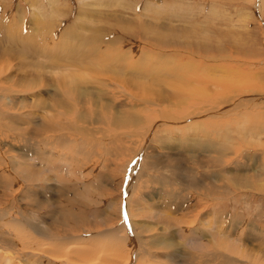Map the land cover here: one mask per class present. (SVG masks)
<instances>
[{
  "label": "rangeland",
  "instance_id": "1",
  "mask_svg": "<svg viewBox=\"0 0 264 264\" xmlns=\"http://www.w3.org/2000/svg\"><path fill=\"white\" fill-rule=\"evenodd\" d=\"M100 2L102 4L99 5L94 0H54L53 12L49 11L52 5L50 0H0V62L14 66L11 69L13 73H10L18 74L19 78H42L39 88L24 94L6 96L5 102L9 105L25 106L23 110H27L30 121L25 122L31 125L22 121H10L4 129L0 126V158L3 161L0 159V172L8 170L11 175H17L14 176L15 180L20 183V186H14L0 178V212L14 214L9 205L15 202L18 213L40 223L41 237L48 236L46 230L56 231L61 236H78L107 229L121 234L118 227L123 222L131 226V229H136L135 232L152 228L153 234L162 235L172 230V233L177 232L176 235H179L176 236L177 243L188 244L189 248L191 241L186 242L189 235L182 231L186 228L184 233H189L197 229L195 231L200 230L203 235H207L202 239L203 242L207 241L213 246H231L233 249L236 247L233 240L239 244L238 247L242 246V254L251 251L256 255L259 249L257 246L262 245L260 249H264V243L260 240L264 241V193L259 188L264 181V104L260 106L263 108L255 111V115L262 112L258 118L263 122L262 129L255 125L254 135V131L250 130H247L249 134L245 132L244 135H239L243 130H237V134L234 132L236 128L243 129L245 122L239 126L237 124L249 118L241 111L251 110L254 105L264 102L260 98L264 96V0ZM79 10L85 14H80ZM19 19L22 23H19ZM87 28L89 29L86 30ZM82 31L83 35L79 38ZM69 32L71 37H76L71 43L73 48L70 52L65 50V57L59 56L56 53L58 46L53 49L49 47L51 41L58 40ZM77 37L82 45L76 43ZM91 46H96V53L102 52L108 56L106 59L96 57L106 61L108 65L120 59L117 64L120 72V77L117 78L120 85L118 94L121 95L119 100L111 93L106 95L109 87L101 82L96 90L88 84L78 83V79L81 78V81L82 77L76 69L69 68L73 60L75 63L82 59L83 61H79L82 62L80 66L86 64L88 61L83 59V51ZM58 56L63 59H58ZM135 61L141 62L140 65L143 66L146 63L145 67L154 65L150 68L160 71L158 75L154 72L156 77L132 76L129 66ZM107 64L104 63L107 70L105 79L109 78ZM46 67L50 70H46ZM172 70L177 73L176 77L182 76L185 80L193 72L194 75L192 73L191 76L198 81L197 84L211 90L205 99L206 106H212L209 109L211 113L207 114H214L213 111L217 109L213 108L224 99L228 102L234 98L230 108L243 105L251 98L257 100V103L251 100L253 103L250 101V105L245 103L248 107H237L239 111L234 108L228 119L217 117L220 125L223 122L222 128L230 125L223 138V133L219 132L221 126L212 125L205 132H202L203 126L194 127L196 138L192 139L194 133L190 131L191 120L185 122L186 119L183 121L182 118L187 105L198 103L196 106L201 107L200 100L194 97L196 99L188 103L189 97L184 98L179 94L181 84L177 85L178 82L168 76L174 72ZM211 74L215 76L217 84L211 81ZM85 75L92 80L100 73L93 70ZM68 77L86 89L94 90L90 99L82 96L81 90L78 93L82 99L78 103L83 106L80 108L87 115L91 112L93 119H88L85 115L81 120H76L74 118L79 116L72 111L67 115L70 117L66 116L73 120L71 128L77 126L76 128L84 129L80 131L82 136L72 132L68 134L64 129L48 133L54 129L53 124L42 130L44 133L38 132L36 129H40L39 125L44 121H56L60 108L57 104L53 105L50 99L54 96L55 99L60 94L56 89L57 84L70 79ZM173 81L175 85H172ZM140 89L145 95H139ZM256 96L260 99H255ZM150 100L161 107H173L178 112L172 114L170 120L158 121L162 126L154 128L151 136L145 138L143 132L148 122L140 111L148 106ZM131 101L135 104L127 113H130L133 122L135 120L132 116L136 119L139 113L142 126L140 130L132 128L131 125L136 123L118 124L113 119L115 112H122L128 105L131 108ZM182 101L185 103H181ZM240 113L238 117L234 116ZM201 116L200 121L208 120L207 116L203 118L204 114ZM123 120L124 118L119 119L118 122ZM250 121L245 123V128L248 126L250 129L253 125ZM94 122L97 123L98 130L93 128ZM232 122L234 125L237 122L236 128L231 125ZM111 124L114 125L112 129L121 128L123 132L114 134L110 129L112 133H108L107 128ZM95 131L104 132L105 138L102 133L97 135ZM136 132L138 136H135ZM186 140L189 144L195 142L196 146H185ZM195 140H201L200 144L204 146L211 140L206 145L213 143V149L207 146L199 149ZM222 140L228 141L227 150L223 153L219 152L220 148L223 149ZM203 141L205 142L202 143ZM137 151L139 157L135 156ZM255 159L262 162H256ZM14 171L22 172L18 176ZM128 177H132V182L128 183ZM194 218L197 219L195 222L192 220ZM188 220L194 222L189 229V224L186 223ZM35 225L33 224L34 230ZM235 226L238 228L234 230ZM250 227L256 232L253 238L248 237L252 241L245 239L249 235L246 229ZM255 243L258 245L254 246ZM153 247L154 244H150L148 249L153 250ZM221 247L219 248L222 249ZM189 248L188 255L192 253ZM151 253L153 251L143 254L146 261L142 263L182 262L181 258H174L172 253L166 256L162 253L156 258ZM169 257L171 259H165ZM154 259L155 262L150 261ZM242 261L246 263L245 259Z\"/></svg>",
  "mask_w": 264,
  "mask_h": 264
},
{
  "label": "bare ground",
  "instance_id": "2",
  "mask_svg": "<svg viewBox=\"0 0 264 264\" xmlns=\"http://www.w3.org/2000/svg\"><path fill=\"white\" fill-rule=\"evenodd\" d=\"M82 1V0H81ZM94 1H97L100 4H102V2H100V0H94ZM102 1V0H101ZM54 0H50V3L52 4L51 5V8L49 11H53L55 8H54V4H53ZM81 3V2H80ZM97 3V4H98ZM84 6V5H83ZM86 7V6H85ZM82 9H85V8H82ZM87 9H85L86 11ZM80 11V10H79ZM90 11V10H88ZM54 12V11H53ZM57 12V11H55ZM91 12V11H90ZM80 14H85V12H83L82 10L79 12ZM14 17V16H13ZM20 21V22H19ZM19 23H22L21 20L19 19ZM18 25V24H17ZM41 26V24H40ZM89 28H87L86 30H88ZM83 31L81 32V35L79 36V38L83 35L82 34ZM86 33V32H84ZM75 34V33H74ZM71 32H69L67 35L66 34H63L58 40H55V41H51V44L49 47H51V49L55 48L56 46H58V52H56L59 56H64V53H65V50L70 52L73 48V44L71 45L72 41L73 40H76V37H71ZM79 38L77 37L78 39V44L82 45L81 42L79 41ZM69 44V45H68ZM99 44V43H98ZM97 44V45H98ZM96 47V46H95ZM94 46H91L90 48H87L85 49V51H83V54H84V58L85 60H87L88 62L86 64H83V66L79 63V61H83L82 59L81 60H78L75 61L74 63V60L72 61L73 63L71 64L70 62V65H69V68H74L76 69V71L79 72V75L82 77V80L80 81L81 78L78 79V83H83L85 85H90L92 88H94V90L97 89V87L100 85V82L105 86V87H109V91H107L106 95H108L109 93H111V95L119 100L121 98V95L118 94V90L120 89V85L119 83L117 82V78L120 77V72L117 68V64L118 62L120 61V59L118 61H114L115 63L112 62L111 65H108L106 63V61L104 60H100V59H96V57H103L102 59H106V56L105 54H98L96 53V50L94 49L95 48ZM99 47V46H97ZM99 51L98 48H96ZM106 49V48H105ZM16 51V50H15ZM55 53V54H56ZM107 53V52H106ZM98 54V55H97ZM134 54V53H133ZM111 55V54H110ZM136 55V54H135ZM134 55V56H135ZM58 56V59H63L61 57ZM65 57V56H64ZM77 57V56H76ZM75 57V58H76ZM108 57V56H107ZM113 58V57H112ZM53 59V58H52ZM56 59H54L55 61ZM76 60V59H75ZM112 60V59H110ZM114 60V59H113ZM57 61V60H56ZM62 61V60H61ZM95 61V62H94ZM141 61V60H140ZM58 62V61H57ZM67 63V62H66ZM104 63L108 65V69H109V78H104V77H107L106 76V68L104 67ZM141 63V62H140ZM139 61H135L133 62L130 66H129V72H130V75L132 76H137V77H144L145 75L148 76V77H156L155 75L157 74L158 75V72L160 70H155V68L151 69L150 67L154 66V65H151L150 67H145V65H140ZM142 64V63H141ZM45 65V64H44ZM43 65V67H44ZM97 65V66H96ZM12 67L14 66H11L10 64H5V63H2L0 62V126H2V128L4 129V127L8 124L10 121H15V122H18L20 123L21 121L22 122H25V121H28V116L29 114H26L28 112H26L27 110H23L25 108L24 105L22 106H12V105H9L7 102H5L6 100V96L10 95V94H24L25 92H29L31 90H34L36 88H39L40 84H41V81H42V78H19L18 77V74H12L13 71L11 70ZM58 67V66H57ZM47 69L46 70H50L48 69V67H46ZM52 68V67H51ZM72 68V69H73ZM149 68L151 69V71H149ZM14 69V68H13ZM65 69V68H64ZM42 70V69H41ZM46 70H42V71H46ZM93 70H96L99 71L100 75L96 78H92L89 79V77L87 75H85L86 73H89ZM206 70V69H205ZM12 71V73H10ZM38 71V70H37ZM67 71V70H66ZM149 71V73H148ZM163 71V70H162ZM174 72L172 73H169L168 76H170V79L171 78H174L173 80L174 81H177V85H179V83L181 84V88L179 89V94L183 95L184 98L185 97H189V101L188 103H190L193 99H196L194 97H198L199 99L197 100H200L199 102V105H201V107H197L196 105L198 103H195L194 104H189L187 105V108L184 110V115L183 118L180 117L183 119H186L185 122H187L188 120L190 122V125H191V129L190 131L194 133V137H192V139L196 138V133H195V129L194 127H200V126H203V129H202V132H205V131H208L211 129L212 125L214 126H221V125L218 123V121L220 122V119L217 121V117L218 116H222V118H229L230 116L229 113L234 109V110H238L242 109V106L243 107H248V105H250V101L252 100H248V102H244L243 105H240V106H236L234 108H230L229 106H231V103L234 101L232 98L231 101H228L227 102V99H224V101L219 102V104L216 105V107H214L213 109H217V111H213L214 114H207V112L211 113L209 109H212V106H206V95L211 91L210 89L206 88L205 87H200L198 84H197V80L195 78H193L191 76V73L190 75L188 74L187 75V78L188 79H184L182 78V76L180 77H176L177 73L175 72V70H172ZM39 72V71H38ZM41 72V71H40ZM39 72V73H40ZM95 72V71H94ZM156 74H155V73ZM165 72V71H164ZM163 72V73H164ZM215 72V71H214ZM46 73V72H44ZM66 73V72H65ZM145 73H148V74H145ZM42 74V73H41ZM67 74V73H66ZM202 74V73H200ZM73 75V74H71ZM94 75V74H93ZM160 75V74H159ZM194 75V73L192 74ZM205 75V74H204ZM70 76V74L68 75ZM75 76V75H74ZM178 76V75H177ZM197 76V75H196ZM32 77V76H31ZM63 77V76H62ZM65 77V76H64ZM67 77V75H66ZM72 77V76H71ZM71 77H68L70 79L68 80H63V82H58V86L56 87V89L58 88L60 94H58V96H56L55 99L51 98L50 101L53 103V105H58L59 106V111L57 112V119L55 122L53 123H49L48 121H44L43 119V123H41L39 125L40 129H36L38 132L40 131H44L48 128V125L52 126L53 124V128L54 129H51L49 132H59L61 131L62 129L66 130V132L68 134H71L74 133V134H78V135H81V130L84 131V129H81V128H76V127H72V124H73V120L71 121L69 118L67 117H70V116H67L69 115L70 111L74 112L75 114H77L79 117H76L74 119L76 120H81V118L83 116H87L88 119H93L91 117V112L87 115V113L82 110L80 107L83 108V106L81 104H79L78 102L81 101V97L78 95V93L80 92L81 90V93H82V96H84L85 98L87 99H90L91 96H93V91H90L92 90L91 89H86L84 86H82L81 84H78V83H75L73 82V80L71 79ZM79 77V76H77ZM185 77V76H184ZM195 77V76H194ZM210 77H215V76H212V74L210 75ZM75 78V77H74ZM211 79V81L215 84H217V82L215 81V78L214 79ZM206 79V78H205ZM208 80V79H207ZM75 81V80H74ZM174 81L172 82V85H175ZM118 83V84H117ZM129 83V82H128ZM213 83H211L213 85ZM157 84V83H156ZM162 84V83H161ZM202 84V83H201ZM206 84V83H205ZM129 85V84H128ZM127 85V86H128ZM42 86V85H41ZM115 86V87H113ZM130 87V86H128ZM173 87V86H172ZM213 88V87H211ZM221 88V87H220ZM214 89V88H213ZM216 89V88H215ZM214 89V90H215ZM218 89H219V85H218ZM129 90V89H128ZM143 90V89H142ZM141 91V89H140ZM144 91V90H143ZM56 92V91H55ZM140 93L139 95H145V92H138ZM244 93V92H243ZM136 94V93H135ZM148 94V93H146ZM210 94V93H209ZM246 94V92H245ZM244 94V95H245ZM247 95V94H246ZM245 95V96H246ZM174 96V95H173ZM2 97V98H1ZM49 97V96H48ZM180 97L177 96V99ZM4 98V99H3ZM208 98V97H207ZM222 98V97H221ZM256 98H259L258 96L255 97ZM260 98H262V100L264 101V96H260ZM259 98V99H260ZM151 99V98H150ZM212 99V98H211ZM49 100V99H48ZM174 100V99H173ZM180 100V99H179ZM179 100H175V101H179ZM182 100V99H181ZM180 100V101H181ZM210 100V99H209ZM207 100V101H209ZM254 100V98H253ZM252 100V101H253ZM251 101V103H253ZM255 101V100H254ZM257 101V100H256ZM255 101V102H256ZM49 102V101H48ZM139 102V101H138ZM142 102V101H141ZM173 102V101H172ZM184 101H182L181 103H183ZM202 102V103H201ZM140 103V102H139ZM137 103V104H139ZM159 103V102H158ZM181 103H178V105H182ZM185 103V102H184ZM208 103V102H207ZM213 103V102H212ZM216 103V102H215ZM247 103V104H245ZM257 103V102H256ZM131 108H129L130 106L128 105L127 108L123 109L122 112H115L114 113V116H113V119L115 120L116 123L120 124V123H136L135 125H131L133 126L132 128L133 129H136V130H140L142 129V126H141V116L139 115L138 113V116L137 118L135 119L134 116H132V119H134L135 121L133 122L130 117V113H127V111H129L130 109L133 108L134 106V101H131ZM143 104V103H142ZM186 104H187V101H186ZM261 104H264V102L262 103H258L256 105H254L255 107L251 108V110H247V111H241L242 114H245L247 115L249 118L248 120H252V124L250 129L249 127L246 126L248 120H242L243 122L242 123H238L237 122L239 121V117L238 119L236 118V124L239 126V124H243L244 122V126L242 125L243 129H237L236 128V124L234 125L233 122L231 125H233V127H235V132L237 134V130L239 131H242V133H240L239 135H244L245 132H247V130H250L251 132H253L255 129V125L258 126V127H261L262 123L260 120H258V118L260 117V113H257V115H255V111H258L259 109L263 108V107H260L262 106ZM140 105V104H139ZM235 105V104H234ZM138 106V105H137ZM175 106V105H174ZM183 106V105H182ZM221 106H223V109L221 108ZM225 106V107H224ZM253 106V105H252ZM264 106V105H263ZM239 108V109H236V108ZM85 108V107H84ZM176 108V107H175ZM179 111L182 113V109H180L181 107H179ZM221 109V110H220ZM244 109V108H243ZM23 110V111H22ZM245 110V109H244ZM177 110L174 109L173 107H168V106H164V107H161V106H158L154 103H152V101L150 100L148 102V106H146L145 108L142 109L141 114L144 115L146 117V120L148 122L147 126L145 127V130L143 132V134L145 133L144 137L147 138V136H151L152 132H153V129L156 127L157 128H160V124L158 123V121H161V120H166V119H169L171 118L172 119V114H175ZM189 111V112H187ZM137 112V110H136ZM178 112V111H177ZM235 112V111H234ZM112 113V112H111ZM189 113V114H188ZM206 113V114H205ZM240 114H236L234 116L238 117V115H241ZM264 113V112H263ZM73 114V113H72ZM104 114V113H103ZM102 114V115H103ZM177 114V113H176ZM203 118L205 116H207L206 119H208L207 121H200V116L203 115ZM232 114V113H231ZM235 114V113H234ZM101 115V114H100ZM109 115V114H108ZM107 115V116H108ZM188 115V116H187ZM42 116V115H41ZM40 116V117H41ZM67 116V117H66ZM105 116V114H104ZM176 116V115H175ZM179 116V115H178ZM177 116V117H178ZM208 116H210V118H208ZM232 118H233V115H231ZM30 117H32V115H30ZM45 117V116H44ZM73 118V116H71ZM98 117V116H97ZM109 117V116H108ZM111 117V115H110ZM176 117V119H178ZM202 117V116H201ZM49 118V117H48ZM52 118V117H50ZM101 118V117H100ZM107 118V117H106ZM112 118V117H111ZM124 120L122 122H118L119 119H123ZM175 118V117H173ZM242 118L244 119L245 117L242 116ZM31 119V118H30ZM34 119V118H33ZM53 119V118H52ZM101 119H105V118H101ZM205 119V118H204ZM234 119V118H233ZM97 120V119H96ZM106 120V119H105ZM112 120V119H111ZM113 120V121H114ZM170 120V119H169ZM168 120V121H169ZM235 120V119H234ZM91 122V120H89ZM108 121V120H107ZM110 121V119H109ZM108 121V122H109ZM179 120H177L178 122ZM30 122V121H28ZM93 122V121H92ZM162 122V121H161ZM160 122V123H161ZM166 122V121H165ZM184 122V123H185ZM199 122V123H198ZM202 122V123H201ZM226 122V121H225ZM231 122V120L229 121ZM228 122V123H229ZM240 122V121H239ZM27 125H29L27 122H25ZM31 123H33L31 121ZM37 123V122H36ZM40 123V122H39ZM78 123V122H77ZM198 123V124H197ZM201 123V124H200ZM227 123V122H226ZM76 124V122H75ZM96 122H94L92 125H94L93 128H98V126H96ZM100 124V123H99ZM110 124V123H109ZM164 124V123H163ZM187 124V123H186ZM249 124V123H248ZM31 125V124H30ZM29 125V126H30ZM33 125V124H32ZM88 125H91V123H88ZM91 125V126H92ZM101 125V124H100ZM112 125V124H111ZM122 125V124H121ZM166 125V124H165ZM240 125V126H241ZM28 126V128H29ZM34 126V125H33ZM32 126V127H33ZM36 126V125H35ZM50 126V127H51ZM79 126V125H78ZM114 125L112 126H108L109 129L107 128L108 130V133H112L110 131V129H112L111 127H113ZM230 126V125H229ZM229 126L227 127V125H225L224 128H222V126L220 127V134L223 133L222 135V138L224 136V132L226 130H228ZM237 126V127H238ZM10 127V126H9ZM38 127V126H36ZM35 127V128H36ZM170 127V126H169ZM114 128V127H113ZM116 128V126H115ZM175 128V127H174ZM240 128V127H239ZM257 128V127H256ZM2 129V130H3ZM20 129V128H19ZM32 129V128H31ZM92 130V128H90ZM101 129V128H100ZM99 129V130H100ZM118 129V128H116ZM132 129V130H133ZM177 129V128H176ZM175 129V130H176ZM260 129V128H259ZM262 129V127H261ZM15 130H17L15 128ZM24 130V129H22ZM20 130V131H22ZM98 130V129H97ZM122 129L120 128L119 130H114L112 129L113 133L114 134H118ZM124 130V129H123ZM174 130V131H175ZM178 130V129H177ZM234 130V128H233ZM233 130L232 133H233ZM4 131V130H3ZM19 131L18 134H20L21 132ZM42 131V132H43ZM131 131V130H130ZM155 131V130H154ZM180 131V130H178ZM177 131V132H178ZM188 131V130H187ZM261 131V130H260ZM16 132V131H15ZM23 132V131H22ZM123 132V131H121ZM125 132V131H124ZM132 132V131H131ZM140 132V131H139ZM249 132V131H248ZM247 132V133H248ZM44 133V132H43ZM95 133L98 134H101L103 135V137L105 138V133L104 132H99V131H95ZM104 133V134H103ZM137 134H135V136H138V132H136ZM156 133V132H155ZM257 133L259 134V132L257 131ZM3 134V133H2ZM12 134V133H11ZM17 134V133H16ZM94 134V133H92ZM107 134V133H106ZM127 134V133H126ZM142 134V135H143ZM249 134V133H248ZM252 134V133H250ZM256 134L255 131L252 135ZM54 135V134H53ZM52 135V136H53ZM65 136L67 134H64ZM100 135V136H101ZM113 135V134H112ZM123 135V134H122ZM133 135V134H131ZM187 135V134H186ZM205 135V134H204ZM207 135V134H206ZM40 136V135H39ZM50 136V135H49ZM127 137V136H126ZM190 137V136H189ZM255 137V136H254ZM259 137V136H258ZM191 138V137H190ZM232 138V136H231ZM246 138V136H245ZM133 139V138H132ZM189 139V138H188ZM237 139V138H236ZM250 139V138H249ZM82 140V139H81ZM80 140V141H81ZM141 140V139H140ZM191 140V139H190ZM203 140V139H202ZM205 140V139H204ZM248 140V139H246ZM131 141V140H130ZM146 141V139H145ZM144 141V142H145ZM194 141V140H193ZM197 142V146L199 147V149L201 148H205L207 145V142L208 141H211V140H208L204 145H201L200 141L198 140H195ZM114 142V141H113ZM119 142V141H118ZM178 142V141H177ZM185 143V146H193L195 147L196 144L195 142H192L193 144H189L188 143V140L184 141ZM205 141H203L202 143H204ZM227 140H222L221 144H224L223 145V149L220 148L219 152L221 151L222 153L227 150L226 149V144H227ZM210 143V142H209ZM208 143V146L207 147H212V145H210ZM248 143V142H247ZM177 144V143H176ZM179 144V143H178ZM120 145V144H119ZM2 146V145H1ZM180 146V145H179ZM182 146V145H181ZM180 146V147H181ZM201 146V147H200ZM221 146V145H219ZM255 146V145H254ZM145 147V146H144ZM183 147V146H182ZM228 147V146H227ZM188 148V147H187ZM192 148V147H190ZM4 149V148H3ZM213 149V147H212ZM210 149V150H212ZM139 150V149H138ZM142 150V149H141ZM140 150V151H141ZM191 150V149H190ZM139 151V152H140ZM1 152V151H0ZM142 152V151H141ZM135 156L136 157H139L138 155V151L135 152ZM221 153V154H222ZM2 154V153H1ZM226 155V154H225ZM228 155V154H227ZM7 156V155H6ZM224 156V154H223ZM1 159V158H0ZM4 159V158H3ZM135 159V158H134ZM220 159V158H219ZM7 160V159H5ZM73 160V159H72ZM2 161V159H1ZM9 161V160H8ZM255 161H259V162H262V160H259V159H255ZM3 162V161H2ZM137 162V161H136ZM136 162L134 163V166L136 167ZM7 163V162H6ZM262 164H264L262 162ZM11 167V166H10ZM133 167V166H132ZM7 169V168H6ZM10 169V168H9ZM14 169V168H13ZM20 169V168H19ZM133 170V169H132ZM131 170V171H132ZM264 170V169H263ZM10 171V170H9ZM16 174H18V176L21 175V172L20 171H14ZM133 172V171H132ZM10 173V174H9ZM7 174V175H6ZM13 174V173H12ZM133 175V174H132ZM15 176V175H14ZM13 175H11V172H8V170H2L0 172V178H2L4 180V182H8L10 185H16V184H20L19 181H16L15 180V176L14 177ZM5 179H4V178ZM234 177V176H233ZM237 177V176H236ZM259 177V176H258ZM20 178V177H19ZM40 178V177H39ZM45 178V177H44ZM132 178V177H131ZM130 177H128V183L129 182H132ZM257 178V177H256ZM46 179V178H45ZM44 180V179H43ZM2 181V180H1ZM22 182V180H20ZM231 181V180H230ZM240 181V180H239ZM3 182V183H4ZM200 182V181H199ZM233 182V181H231ZM237 182V181H236ZM257 182V181H256ZM239 183V182H238ZM199 184V183H198ZM197 184V185H198ZM258 184V183H257ZM22 185V184H21ZM181 185V184H180ZM203 185V184H202ZM20 186V185H19ZM196 187V185H194ZM256 186V185H255ZM261 191L264 193V181H262L260 183V187ZM248 190V189H247ZM127 191V190H126ZM233 192V191H232ZM127 198V197H126ZM10 207L13 208V211H14V214L13 212H10V213H7V212H0V264H150V263H142L144 261H146L144 259L145 256H143V254L145 253H150L153 251V254L156 257H160L159 255H161L162 253H164V255H168L169 253L173 254L174 258H181L182 262L181 263H178V264H264V249H260L261 246H257L258 244L255 243L254 246H257L259 249L258 251L256 252V255L253 254V252L251 251H246L244 254H242V246L240 245V247H238L239 244L235 243L233 240V244L234 246H236L235 248L232 249L231 246H225V247H221L219 245L217 246H213L211 243L205 241L203 242L202 239L207 237V235H203L202 232H200V230L198 231H195L197 229H194V231L192 230V228H190L192 231H190L189 233L185 232L184 231H187L186 228L183 232V234H188L189 235V238L186 242H189L191 241V244L189 245L191 250L190 252L192 253H189L190 255H188V244H185L183 243V245L181 244V242L177 243V238L176 236V233L173 234L170 230L169 233H166V232H161L160 233H166V234H162V235H157V234H153L152 232L154 231L152 228L149 229V228H144V229H141L140 231L137 230L135 232L136 229L134 228H130L131 226H127L126 224L127 223H123L122 222V225L119 226L118 229L119 231H121L122 233L119 235L118 233L116 234V232L114 233V231L112 232H109L110 230L107 229V230H104V231H101V232H88V233H84L83 235H78V236H71V235H64V236H61L60 234H56V231L54 232H51V231H48L46 230L47 232V237H41V226H40V223H38V221L36 222V220L34 221L32 218L29 219V218H26L25 216L21 215L20 213H18L17 210V206L15 204V202H12L10 205ZM129 206V205H128ZM186 207V206H185ZM190 211V210H189ZM188 212V211H187ZM192 212V211H191ZM24 213V212H23ZM131 213V212H129ZM189 213V212H188ZM17 215H20L21 217H17ZM168 218V217H167ZM190 219L192 218L191 216L189 217ZM214 219V218H213ZM28 220L30 222H28ZM166 220V219H165ZM176 220V218H175ZM194 222L195 220L197 219H192ZM211 220V219H210ZM132 221V220H131ZM130 221V222H131ZM169 222V221H168ZM194 222H192L191 220H188L186 223H188L189 225H187V228L188 227H191ZM213 222V221H212ZM167 223V221H166ZM209 223V222H208ZM33 224L35 225V230H34V227H33ZM132 224V223H131ZM129 225V224H128ZM213 225V224H212ZM224 225V224H223ZM134 226V225H133ZM132 226V227H133ZM146 226V225H145ZM174 226V225H173ZM244 226V225H242ZM237 226L233 227L234 230ZM165 228V227H164ZM238 228V227H237ZM241 228V227H240ZM244 228V227H243ZM242 228V230H243ZM168 229V228H167ZM172 229V228H171ZM189 229V228H188ZM233 230V231H234ZM238 230V229H237ZM241 230V231H242ZM249 233V235L247 234L245 239H249V238H253V234L255 235L256 232L254 233V228L250 227L246 229ZM117 231V230H115ZM167 231V230H166ZM189 231V230H188ZM240 231V229L238 230ZM84 232V231H83ZM118 232V231H117ZM156 232H159V230H157ZM246 232V231H245ZM206 233H208V231H206ZM239 233V232H238ZM244 233V231H243ZM263 233V232H262ZM241 234V232H240ZM239 234V235H240ZM238 235V234H237ZM258 235V234H257ZM179 236V235H178ZM188 237V236H187ZM249 237V238H248ZM258 237V236H257ZM260 237V236H259ZM180 238V237H179ZM185 238V236L183 237ZM233 238V237H232ZM236 238V237H235ZM237 239V238H236ZM235 239V240H236ZM260 239V238H259ZM241 240V239H240ZM263 243V239H260ZM184 241V239H183ZM249 241H252V239H249ZM258 241V240H256ZM185 242V241H184ZM237 242V241H236ZM242 242V241H240ZM239 243V242H238ZM58 244V246H57ZM150 244H154V247L152 248L153 250H149L148 247ZM152 247V246H151ZM188 247V248H187ZM219 247H221L222 249H220ZM189 248V249H190ZM184 250V251H183ZM193 250V251H192ZM244 251V250H243ZM185 252V253H184ZM263 253V254H262ZM240 254V255H239ZM148 255V254H147ZM146 255V256H147ZM150 256V255H149ZM151 258V257H150ZM154 258V257H152ZM178 258V259H179ZM164 259V258H162ZM165 259H171L170 257L169 258H165ZM245 259L246 260V263L243 262L242 260ZM149 260V259H148ZM176 260V259H175ZM151 262H155L156 260L154 259V261L150 260ZM158 261V260H157ZM160 261V260H159ZM158 261V262H159ZM168 261V260H167ZM178 261V260H176ZM168 263V262H167ZM167 263H163V264H167ZM154 264V263H152ZM155 264H159V263H155ZM161 264V263H160Z\"/></svg>",
  "mask_w": 264,
  "mask_h": 264
}]
</instances>
